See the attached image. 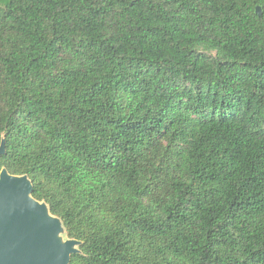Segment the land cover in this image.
I'll list each match as a JSON object with an SVG mask.
<instances>
[{
  "label": "trees",
  "instance_id": "obj_1",
  "mask_svg": "<svg viewBox=\"0 0 264 264\" xmlns=\"http://www.w3.org/2000/svg\"><path fill=\"white\" fill-rule=\"evenodd\" d=\"M3 140L70 264H264V0H0Z\"/></svg>",
  "mask_w": 264,
  "mask_h": 264
},
{
  "label": "water",
  "instance_id": "obj_2",
  "mask_svg": "<svg viewBox=\"0 0 264 264\" xmlns=\"http://www.w3.org/2000/svg\"><path fill=\"white\" fill-rule=\"evenodd\" d=\"M261 14V7H257ZM6 142L0 145V157ZM28 176L0 171V264H70L81 242L60 235L65 228L45 202L32 196Z\"/></svg>",
  "mask_w": 264,
  "mask_h": 264
},
{
  "label": "rangeland",
  "instance_id": "obj_3",
  "mask_svg": "<svg viewBox=\"0 0 264 264\" xmlns=\"http://www.w3.org/2000/svg\"><path fill=\"white\" fill-rule=\"evenodd\" d=\"M60 238L62 239V241H66L68 239L67 235L65 232H63L61 235H60Z\"/></svg>",
  "mask_w": 264,
  "mask_h": 264
}]
</instances>
